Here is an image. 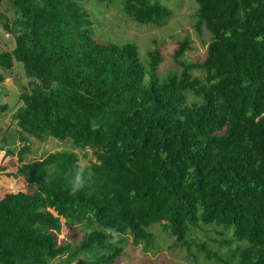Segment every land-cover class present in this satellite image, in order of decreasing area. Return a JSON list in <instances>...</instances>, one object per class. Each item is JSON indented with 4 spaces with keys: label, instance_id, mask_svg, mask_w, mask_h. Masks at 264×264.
<instances>
[{
    "label": "trees",
    "instance_id": "obj_1",
    "mask_svg": "<svg viewBox=\"0 0 264 264\" xmlns=\"http://www.w3.org/2000/svg\"><path fill=\"white\" fill-rule=\"evenodd\" d=\"M4 1L0 26L15 47L0 52V80L16 65L27 80L19 141L98 149L101 164L83 167L73 191L75 153L25 164L31 150L22 147L17 175L30 190L0 196V264H120L128 245L155 251L169 238L167 250L190 254L197 244L218 264H264V0H197L195 30L211 35L206 57L186 62V37L165 77L158 48L147 71L135 44L96 40L83 7L119 3L138 25L162 27L173 12L160 0H13L14 21ZM188 93L201 102L188 105ZM64 224L91 229L60 240ZM213 224L246 245L223 259L195 243L194 230Z\"/></svg>",
    "mask_w": 264,
    "mask_h": 264
},
{
    "label": "rangeland",
    "instance_id": "obj_2",
    "mask_svg": "<svg viewBox=\"0 0 264 264\" xmlns=\"http://www.w3.org/2000/svg\"><path fill=\"white\" fill-rule=\"evenodd\" d=\"M13 0H5L1 11L14 21L17 16L13 7ZM160 2L172 10L173 16L162 27L140 26L123 14L121 5L114 3L111 5L98 4L95 2L85 3L83 6L91 15L95 39L103 43H116L119 45L133 43L136 45L140 59L146 70L149 66V52L158 48L162 53L163 62L159 68V75L165 77L170 72L178 70L173 56L178 44L186 37L191 40V49L185 54L186 62H203L208 44L211 42V35L204 29L201 33L195 30V14L197 10V0H160ZM15 47V40L0 26V52L12 51ZM23 71L19 65H16L13 73L9 77L0 80V105H7L8 110L5 114H0V196L3 197L8 193L19 191L29 192L30 186L25 179L17 175V169L20 166L18 162V152L25 145L31 150L25 156V164L41 160L48 154L57 152L75 153L79 163L85 169H92L100 166L98 159V149H78L73 147L69 141H60L52 137L45 141H39L28 137L26 142L19 141L20 128L16 125L14 116L23 106L20 97L22 93L21 85H25L27 80L22 76ZM196 77L201 80L205 77L202 71L194 72ZM148 80V76L146 77ZM188 105L200 103L201 99L191 93L187 94ZM3 132V133H2ZM3 136H6V144L2 142ZM9 150L14 154L7 153ZM65 226L64 233L60 240H69L72 242L79 241L84 235V230H90L87 226ZM221 229L213 224L209 226L201 225L195 229L192 236L195 243H205L209 249L215 251L221 258L228 259L235 250L246 243L234 242L232 231H224L220 234ZM221 236H220V235ZM166 241V239H163ZM173 239H167L166 243H160L157 250L145 252L142 246L128 245L125 253L120 260V264H218L214 260H207L195 244L190 254L185 249L167 250ZM65 258L59 262L66 264ZM74 264V263H71Z\"/></svg>",
    "mask_w": 264,
    "mask_h": 264
},
{
    "label": "clouds",
    "instance_id": "obj_3",
    "mask_svg": "<svg viewBox=\"0 0 264 264\" xmlns=\"http://www.w3.org/2000/svg\"><path fill=\"white\" fill-rule=\"evenodd\" d=\"M85 174H84V168L83 167H77L74 169L72 179H71V188L73 191H76L80 189L85 182Z\"/></svg>",
    "mask_w": 264,
    "mask_h": 264
},
{
    "label": "crops",
    "instance_id": "obj_4",
    "mask_svg": "<svg viewBox=\"0 0 264 264\" xmlns=\"http://www.w3.org/2000/svg\"><path fill=\"white\" fill-rule=\"evenodd\" d=\"M3 133V132H2ZM1 134V133H0ZM12 151V150H11ZM14 153V151H12Z\"/></svg>",
    "mask_w": 264,
    "mask_h": 264
}]
</instances>
